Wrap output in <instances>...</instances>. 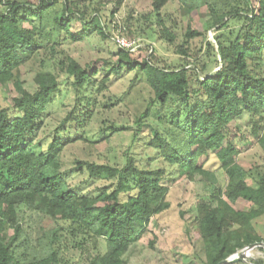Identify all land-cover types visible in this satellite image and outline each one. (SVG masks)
<instances>
[{
  "label": "trees",
  "instance_id": "16d2710c",
  "mask_svg": "<svg viewBox=\"0 0 264 264\" xmlns=\"http://www.w3.org/2000/svg\"><path fill=\"white\" fill-rule=\"evenodd\" d=\"M30 1L0 0V86L11 83L18 95L11 110L0 105V264H68L70 253L78 255V264H126V254L152 219L169 209L166 184L178 177L192 182L199 176L211 188L200 197L193 218L204 264H220L254 244L264 247L254 228L264 216V168L238 165L241 152L228 136V126L247 114L264 160V0H176L183 19L206 9L205 27L215 32L214 43H205L204 57L217 67L204 76L206 65L199 68L187 60L190 43L204 35L188 26L176 44L177 26L162 13L168 0H152L150 13L131 25L129 17L123 28L128 37L158 38L174 46L182 63L162 67L154 65L150 54L139 60L145 50L139 47L134 52L117 47L115 66L94 61L92 67L80 66L59 49L93 34L106 39L124 0ZM108 5L111 9L104 10ZM74 19L80 24L75 33ZM37 58L30 93L23 88L21 71ZM119 72L134 73V80L143 78L148 85L153 98L135 119L137 132L155 116L158 130L152 129L149 146L171 171L139 169L125 153L122 166L76 162L74 170L62 172L60 155L81 139L72 136L84 134L98 96ZM62 76L70 83L73 105L53 139L36 153L34 140ZM210 154L226 178L224 186L205 167ZM75 172L109 181L113 188L92 192L85 184L72 186ZM239 201L246 210L234 207ZM33 218L39 223L37 237Z\"/></svg>",
  "mask_w": 264,
  "mask_h": 264
},
{
  "label": "rangeland",
  "instance_id": "374dc122",
  "mask_svg": "<svg viewBox=\"0 0 264 264\" xmlns=\"http://www.w3.org/2000/svg\"><path fill=\"white\" fill-rule=\"evenodd\" d=\"M151 2L152 0H124L120 12L115 14L108 27L106 39H101L98 35L93 34L81 42L66 41L59 45V49L76 60L82 67H92L94 61H102L115 66L118 48L113 39L120 36L126 42H138L139 48L145 49L140 51L139 60L150 54L154 65L159 67L182 63L181 57L175 53L176 48L174 46L168 45L158 38L148 40L141 37H128L123 32L125 22L129 17L130 20H127V23L131 25L138 16L151 12ZM110 6L108 5L104 10H110ZM162 13L177 26L175 30L176 44L182 42L184 30L188 26L204 35V38H197L190 43V57L187 60L189 62L195 60L199 68L201 65H206L207 73H200L201 76L216 71L217 65L213 59L204 57L205 43L213 44V36L215 35L213 30H207L205 27L208 20L206 9H200L191 20L183 19L179 14L177 1L168 0ZM73 22L71 32L75 33L80 30V24L76 19ZM149 47L152 49L151 53ZM38 61L39 58L33 59L21 71L23 88L30 93L35 90L33 78L39 70ZM134 77V73L121 74L119 72L117 76L111 75L108 88L98 96L93 118L84 130V134L72 136V138L81 136V139L67 145L60 155L62 172L74 170L76 162L122 166L124 163L123 154L125 153L133 158L139 169L166 168L171 171V168L167 167L157 157L154 148L149 146V136L153 130H158L155 116H150L143 123L145 126L141 128L142 131L137 132L135 119L144 111L153 97L143 78L137 77L134 80ZM59 82V93L56 94L52 104L46 109L43 127L34 140L36 153L42 151L46 144L53 139L60 122L73 105L74 99L70 83L63 76L59 78ZM17 97L18 95L11 83L0 86V105L2 108L11 110L12 99ZM164 114L165 112H162L160 116ZM164 122L166 123V121ZM164 126L167 127V124ZM113 129L119 130V132L111 134ZM63 133L59 130L57 134L62 135ZM133 134L136 136L132 140ZM228 136L233 139L241 152L237 158L238 165L244 169L260 167L259 170H262L264 168L263 154L255 137L251 134V123L247 114L228 126ZM203 160L201 159L200 162ZM205 167L213 170L220 185L224 186L226 178L219 170V164L213 154H210ZM69 184L72 186H84L85 184L88 186L86 191L92 192L103 188H108L111 191L113 188V184L109 181L89 180L86 174L78 172L72 175ZM248 184L254 186L250 180H248ZM166 186L169 188L166 199L170 205L169 209L152 219L147 233L126 254V264H204L203 246L193 218L195 206L200 202V197L207 196L211 188L205 187L199 180V176H195L192 182H188L184 177H178ZM245 205L244 201H239L234 207L239 211H244L246 210ZM31 226L34 236L37 237L40 234L39 223L35 218H33ZM254 228L258 235L264 239V216L254 221ZM9 232L11 233V231ZM153 239H155L154 245L149 247L148 243ZM247 248L228 259L234 261L233 258L235 260L236 257L240 258V260L230 264H264V247L262 244H254ZM68 256L70 258L68 264H78V255L70 253Z\"/></svg>",
  "mask_w": 264,
  "mask_h": 264
},
{
  "label": "built area",
  "instance_id": "2783aa9c",
  "mask_svg": "<svg viewBox=\"0 0 264 264\" xmlns=\"http://www.w3.org/2000/svg\"><path fill=\"white\" fill-rule=\"evenodd\" d=\"M113 41L118 48L123 49V50L128 51V52H134L139 47V45L137 44L138 42L132 41L129 43V42H126V40H124L123 38H120L118 36H116L115 39H113ZM246 249H248V248L247 247L243 248L240 251L242 252L243 250H246ZM240 251H238L237 253H240ZM234 257H236V256H234ZM231 258H232V256L228 259H231ZM236 259H238V257H236ZM233 260H235V258H233Z\"/></svg>",
  "mask_w": 264,
  "mask_h": 264
},
{
  "label": "water",
  "instance_id": "95a60500",
  "mask_svg": "<svg viewBox=\"0 0 264 264\" xmlns=\"http://www.w3.org/2000/svg\"><path fill=\"white\" fill-rule=\"evenodd\" d=\"M238 260H240V258H238V259H236V260H234V261H230V260L226 259L225 261H223V262L220 263V264H230L231 262L233 263V262L238 261Z\"/></svg>",
  "mask_w": 264,
  "mask_h": 264
}]
</instances>
